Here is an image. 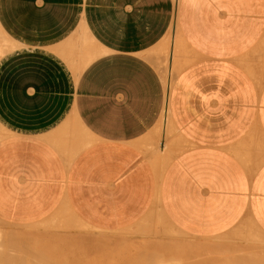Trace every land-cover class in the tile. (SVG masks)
Listing matches in <instances>:
<instances>
[{"label": "crops", "instance_id": "crops-1", "mask_svg": "<svg viewBox=\"0 0 264 264\" xmlns=\"http://www.w3.org/2000/svg\"><path fill=\"white\" fill-rule=\"evenodd\" d=\"M175 19L201 59L167 90L151 56ZM0 26L20 44L0 61L1 221L65 219L47 235L92 261L154 208L194 239L264 232V0H0ZM173 134L188 148L159 173Z\"/></svg>", "mask_w": 264, "mask_h": 264}, {"label": "rangeland", "instance_id": "rangeland-1", "mask_svg": "<svg viewBox=\"0 0 264 264\" xmlns=\"http://www.w3.org/2000/svg\"><path fill=\"white\" fill-rule=\"evenodd\" d=\"M173 34H174V24L172 26L171 32H169L168 34V37L169 36L173 37ZM9 40H12V39H9ZM19 48L20 47H18L17 49ZM17 49L11 50L10 52L3 54L1 58H3L5 55L13 51H16ZM189 49L193 51L190 47ZM187 53L188 54H185V55L188 58H191L190 56L195 55L194 59L196 60L193 62V64L197 63L198 59H201L194 51H193L194 53L193 55L189 51H187ZM153 64L159 71L157 62L154 61ZM161 66H162V63H161ZM190 66H187L186 69ZM179 74H176V78L174 79L172 89L174 88L176 84ZM168 136L172 138L171 144H176L177 149L181 150L179 154H181L184 150L188 148V144L182 141L181 139L176 138L175 134H173L172 136L170 135ZM2 137L3 138L5 137L4 129H2ZM171 144H168V148H170ZM157 148L159 151V146H157ZM168 153H169V149H168L167 155ZM179 154H177L176 156H178ZM159 160H160L161 168L164 167L163 162H162L163 159L160 158ZM153 161H154V158H153ZM156 212L157 211L154 208L153 215L155 217L153 218L151 217L152 220L151 219L149 220L148 218L149 215H148L147 218L143 220V222L139 226L135 227L133 230L125 234V238L128 240V243L122 246L121 250H119L116 253L111 254L109 257L104 255L101 259L97 261L80 259L79 257H76L78 255L77 253H72L68 248H67V251L64 250V244L62 243V240H58L59 237H50L47 235V232L49 231V229H51L52 231L54 230L64 231L65 219L64 220L59 219L55 221L54 223H52L51 226H50L51 224L50 221H45L33 227L13 226V225L4 223L3 221L0 220V233L1 235H3L1 236V239H0V259L2 260L0 261V264H56L57 262H58L57 264H60V263L62 264H139L140 262L142 264H146L145 260L147 259V257L148 258L154 257V256L149 257L147 256L148 254L157 256V255L163 254L164 252H166V254H164L165 255L164 258H160L158 256L157 258L155 256L156 260L158 259V263L160 262L162 264L163 263L164 264L166 263L176 264V263H173L174 262L173 259L175 258V256L171 254H167L169 248H175L176 246L184 247L185 248L184 251L190 252L188 259L187 260L183 259V261L186 260L185 264H190V263L191 264H207V263H204L203 261L204 259H208L210 262L213 261L214 263L212 264H215L216 262H219L220 264H223V262L225 264H264V232L257 226V224L252 219H245L240 224H238L234 229H232L230 232L222 236H219L213 239H200L199 240V239L190 238L184 235L183 233L178 231L176 228L172 227L167 222V220L165 219L163 215H160V213L158 212L156 213ZM58 216H62V215H58ZM67 222L70 226L71 219L69 217H67ZM76 223L79 226L78 224L79 222L76 221ZM26 231H29V232L32 231V232L30 234L27 232L28 235L21 234L17 237L19 238L21 236L24 238L26 236L25 239L28 240V242L25 243L24 241L26 240L24 239L22 241L20 237V242L21 241L22 242H21L20 247H18L20 244V242H18L19 239L16 240L17 239L16 236L13 239L15 232L26 233ZM31 239L33 240V244L36 241L37 246L35 244L31 245L32 244ZM29 240H31L30 241L31 243L29 242ZM37 241L40 243L39 246L37 244ZM42 241H44L45 244ZM23 242L26 245L30 243L29 245H31L30 247L32 249L29 248V245H28V248L25 247L23 245ZM143 242L146 244L145 246ZM17 244L18 246H16ZM22 246H24L23 249L22 250L19 249ZM41 246H44L43 249L40 248ZM136 246L138 247V250L140 248V254L145 253L143 255L145 256V258L142 259L143 261L140 260V257H139V260H137L140 254H139V251H137ZM34 248H35L34 250L35 252H32V251L30 252V250H33ZM27 249H30V250L28 251ZM141 249H142V253H141ZM50 250L51 251L54 250L53 252H55L56 250L55 255H59L60 257L55 256L54 253L51 254ZM60 250H61V255H60ZM38 251L40 253H42L43 251L44 253L47 252V255L51 254L52 257L53 256L55 257H53L52 260H49L51 259V255H50V258L48 259L47 258L48 256H46V254H42V255H45L44 258L46 257L47 260L41 259L43 258V256L41 255L42 256L41 257ZM211 251H214V252H211ZM210 253H213L215 255L213 254L210 255ZM33 254L36 257L38 256V258L39 257L41 258H39V260L38 258H34L35 256L32 258ZM256 254L259 259L256 257ZM170 258H173L171 260L173 261L172 263L169 260ZM48 260L50 262H48ZM156 260L155 261L152 260V262L150 260L149 262L156 263Z\"/></svg>", "mask_w": 264, "mask_h": 264}, {"label": "bare ground", "instance_id": "bare-ground-1", "mask_svg": "<svg viewBox=\"0 0 264 264\" xmlns=\"http://www.w3.org/2000/svg\"><path fill=\"white\" fill-rule=\"evenodd\" d=\"M177 1V0H176ZM171 30H172V28H171ZM171 30H170V32H171ZM171 35V34H170ZM20 46V44L17 42V41H15V40H9V38L7 37V35H6V33H5V31H3V28L0 26V59H2L1 57H2V55L3 54H5V53H7V52H10L11 50H15V49H17L18 47ZM187 51H189V52H191L189 49H187V47H185L184 46V44H183V41H182V38H181V36L179 35V33H178V28H177V22H176V19H175V24H174V34H173V37H171V36H167L166 37V40L164 41V43L163 44H161L159 47H157L154 51H153V54H152V56H151V59H152V61H158V60H162V66H161V63H159V62H157V64H158V66H160L161 67V73H162V76H163V79H164V82H165V86H166V88H167V90H170V88H171V86H172V83H173V81H174V79H175V77H176V74H179L184 68H186L188 65H191L193 62H194V55H193V53H192V55L193 56H190L191 58H188V57H186V55L185 54H188L187 53ZM190 60H191V62H190ZM1 61V60H0ZM164 117H165V114H164ZM166 122H167V120H166ZM168 123H169V119H168ZM170 125V128H172L173 129V127H172V125H171V123H169ZM2 126L0 125V140L3 138L2 137ZM150 147V146H149ZM149 147H147V148H149ZM169 149V156H166V157H161L160 155H155L153 158H154V165L159 169V173H162L163 172V170L162 169H166L167 168V166L169 165V163L171 162V158L173 157V156H176L177 154H179V152L181 151V150H178L177 149V146L176 145H172V146H170V148H168ZM163 159L162 160V162H163V165H164V167H162L161 168V165H160V160L159 159ZM151 217L153 218V217H155L154 215H153V210H152V212H151V215H149L148 216V218H149V220L151 219ZM152 220V219H151ZM78 222H79V220H78ZM167 222L172 226V227H174L168 220H167ZM82 223V222H81ZM80 222L78 223L79 224V226H81L82 224H81ZM81 224V225H80ZM83 226V227H82ZM81 226V228H84L85 229V224L84 225H82ZM258 226V225H257ZM77 227V226H76ZM259 227V226H258ZM78 228V227H77ZM175 228V227H174ZM30 234L32 231H26V233H22V232H20V233H17V232H15V235H14V237H13V239L15 238V236L17 237V236H19V235H28V233ZM185 235V234H184ZM1 236H3V235H1V233H0V239H1ZM21 237V236H20ZM20 237L18 238L17 237V239L16 240H18L19 239V241L18 242H20ZM3 238V237H2ZM26 238V236L23 238V237H21V240L23 241L24 239ZM29 238V237H28ZM30 239V238H29ZM15 240V241H16ZM26 240V239H25ZM32 240V239H31ZM31 240H29V242L31 241ZM21 241V242H22ZM39 241V240H38ZM37 241V244H38V246L40 245V243ZM54 241V240H53ZM21 242H20V244H19V246H18V244L16 245V246H18V247H20V245H21ZM25 243H27L28 242V240H26V241H24ZM24 242H23V245L25 246V247H27L28 248V245L31 243H28V245H26V244H24ZM42 242H44V241H42ZM15 244H16V242H15ZM35 245H36V241H35V243H34ZM33 244V240H32V244L31 245H34ZM44 244H45V242H44ZM59 244H60V242H59ZM143 244H144V246L146 245L144 242H143ZM142 244V245H143ZM31 245H29V248H31L30 246ZM24 246H22L21 248H19V249H23V247ZM37 246V245H36ZM36 246H34V247H36ZM55 246H56V244H55ZM130 246V245H129ZM128 246V247H129ZM132 246V245H131ZM143 246V247H144ZM43 247L44 246H41L40 248L41 249H43ZM54 247V246H53ZM52 247V248H53ZM137 247V246H136ZM142 247V248H143ZM32 249V248H31ZM50 249V248H49ZM54 249V248H53ZM56 249V248H55ZM135 249V248H134ZM144 249V248H143ZM184 247H180V246H176L175 248H169L168 249V252H167V254H171V255H173V256H175V258L173 259V258H170L169 260L171 261L172 259L174 260V262L173 261H171V263L173 262V263H176V264H185V261L188 259V256H189V254H190V252H187V251H184ZM28 251L30 250V249H27ZM35 250V248L33 249V250H30V252L32 251V252H35L34 251ZM66 250V249H65ZM121 250V249H120ZM189 250V249H188ZM48 251V250H47ZM51 251V250H50ZM54 251V250H53ZM53 251H51V254L52 253H54V255H55V252H56V250H55V252H53ZM59 251V250H58ZM137 251H139V254H140V248H139V250H138V247H137ZM37 252V251H36ZM42 252V251H41ZM133 252V251H132ZM144 252V251H143ZM211 252H214V251H211ZM38 253L40 254V256L42 255V254H46V256H48L47 258L49 259L50 258V255H47V252L46 253H44V251L42 252V253H40L39 251H38ZM141 253H142V249H141ZM64 254V253H63ZM130 254V253H129ZM138 254V255H139ZM145 253H142V254H140L139 256H138V259L137 260H139V257H140V260H142V259H144L145 258V256H143ZM164 254H166V252H164L163 254H160V255H157L158 257H160V258H164ZM211 254H213V253H210V255ZM215 254H216V252H215ZM215 254H213V255H215ZM60 255H61V250H60ZM136 255V254H135ZM147 255V254H146ZM151 255V256H150ZM259 255V254H258ZM35 255L33 254V256H32V258L34 257ZM43 256V258H41ZM41 257H39V258H41V259H45V260H47L46 259V257L44 258V256L45 255H42ZM55 256H58V257H60L59 255H55ZM55 256H53V257H55ZM65 256V255H64ZM147 256H149V257H152V256H154V257H152V258H148L147 257V259L145 260V263L147 264V263H149V264H156V263H158V259L156 260V258H155V256L156 255H152V254H148ZM156 256V257H157ZM193 256V255H192ZM218 256V255H217ZM216 256V257H217ZM52 255H51V259H49V260H52ZM143 257V258H142ZM157 257V258H158ZM202 257V256H201ZM256 257H257V254H256ZM34 258H38V256L36 257H34ZM39 258H38V260H39ZM258 258V257H257ZM65 259V258H64ZM148 259H150L151 260V262H152V260H156V263L155 262H153V263H150L149 261L150 260H148ZM183 259H186V260H184L183 261ZM224 259V258H223ZM259 259V258H258ZM48 260V262H50ZM208 259H204L203 261H204V263H209L210 261L208 260ZM0 261H2L1 259H0ZM41 261H43V260H41ZM143 261V260H142ZM193 261V260H192ZM192 261H190V262H192ZM52 262V261H51ZM194 262V261H193ZM196 262V261H195ZM223 262V261H222ZM229 262V261H228ZM58 263V262H57ZM56 263V264H57ZM211 264L212 263H214L213 261H211L210 262ZM209 263V264H210ZM219 262H216L215 264H218ZM60 264H62V263H60ZM139 264H142L141 262L139 263ZM158 264H162V263H158ZM164 264V263H163ZM166 264H169V263H166ZM191 264V263H190ZM220 264V263H219ZM223 264H225L224 262H223Z\"/></svg>", "mask_w": 264, "mask_h": 264}]
</instances>
